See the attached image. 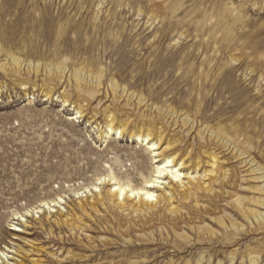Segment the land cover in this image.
I'll list each match as a JSON object with an SVG mask.
<instances>
[{
    "label": "rangeland",
    "instance_id": "374dc122",
    "mask_svg": "<svg viewBox=\"0 0 264 264\" xmlns=\"http://www.w3.org/2000/svg\"><path fill=\"white\" fill-rule=\"evenodd\" d=\"M124 109L164 121L196 155L225 135L239 181L216 188L264 218V0H0V264H264V224L224 198H201L221 218L182 204L203 230L163 220L126 240L104 208L79 213L83 232L54 224L111 173L155 176L145 143L105 135ZM189 162L184 183L204 175Z\"/></svg>",
    "mask_w": 264,
    "mask_h": 264
},
{
    "label": "bare ground",
    "instance_id": "6f19581e",
    "mask_svg": "<svg viewBox=\"0 0 264 264\" xmlns=\"http://www.w3.org/2000/svg\"><path fill=\"white\" fill-rule=\"evenodd\" d=\"M14 80H17L18 83L21 81L18 78ZM77 84L78 86L81 84L78 78ZM94 93L96 92L93 91L92 95L89 94L90 96L80 95L84 105L78 106L77 119L84 117L86 112L84 107L91 102ZM123 113L125 117L121 119H117L114 114L106 116L105 127L107 132L105 135L114 133L119 138L128 135L131 139L145 143L149 147L148 151L154 155L153 160L158 164L155 167V176L144 177L143 183L134 184L131 180L118 179L114 173H111L108 180L107 176L103 181L102 178L100 179L102 183H110L106 191L95 186L94 194L89 199L87 196H79L80 193H76V207L70 208L65 213L62 210L53 221L55 225L59 227L66 226L73 233L74 231L83 232L84 229L80 225L83 219L79 213L82 212L84 215H90V212L100 214V208H104L107 211L114 209L116 216L115 219L102 216L101 220L110 226H113L116 220L119 233L126 240L129 239L132 231L137 235H143L145 232L150 233L155 224L161 227V221L163 220L175 232L179 231V225L183 220H187L190 224L197 225L199 230H203V221L198 217H191L189 211L182 205L188 204L190 209H200L204 213L217 214L221 218L223 216L222 212L209 205L201 204L203 196L213 200L218 198L227 199L233 203L244 218L250 219L252 217L256 222L264 224V218H261L257 211L246 208L244 200L235 198L228 191L216 188V186L221 187L222 185L235 188V182L239 181L237 172L227 169L222 160L225 150L228 151L231 148L227 144L225 135L220 136L213 132L214 138L211 135L210 140H217L216 144H211L212 148L208 150V146L203 143L200 147L201 154L196 155L194 146L192 144L186 146L184 143H180L175 136L170 134L169 126L164 121L155 123L144 118L132 119L133 114L128 109H124ZM97 115V112H95L92 120ZM201 139L203 140V138ZM221 141L223 145L219 146L218 144ZM234 149H239V147L235 146ZM243 155L241 153L238 156L242 157ZM140 158H143V155H140ZM187 162L193 163V171L196 175H198L200 169H204V175L192 177L188 174L187 183H184L183 176L186 175L183 173V169L188 167L185 166ZM178 199L179 201H177ZM60 201H62L61 198ZM58 204L59 202H57ZM44 206L51 209L48 203H44ZM56 212L53 211V213ZM230 222L232 227L237 228L238 231L242 232L244 230L243 225H238L231 219ZM16 232H19V230ZM209 232L211 235H215L213 231ZM104 241L108 246L113 245L107 239H104ZM129 247L132 246L128 245ZM1 257L6 259L8 263V255L0 250V259ZM250 261L251 264H255L253 258Z\"/></svg>",
    "mask_w": 264,
    "mask_h": 264
}]
</instances>
